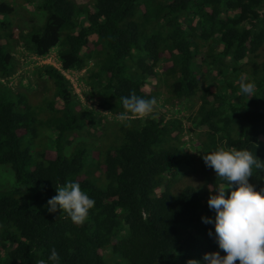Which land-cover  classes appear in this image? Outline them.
Instances as JSON below:
<instances>
[{"label": "trees", "instance_id": "obj_1", "mask_svg": "<svg viewBox=\"0 0 264 264\" xmlns=\"http://www.w3.org/2000/svg\"><path fill=\"white\" fill-rule=\"evenodd\" d=\"M133 90L158 104L121 121ZM51 139L55 151L34 158L28 145ZM220 145L264 161V0H0V169L15 179L0 188V264H36L52 248L60 264L225 255L202 219L215 218L217 184L203 155ZM90 151L107 186L78 181L95 200L84 224L39 209Z\"/></svg>", "mask_w": 264, "mask_h": 264}, {"label": "clouds", "instance_id": "obj_2", "mask_svg": "<svg viewBox=\"0 0 264 264\" xmlns=\"http://www.w3.org/2000/svg\"><path fill=\"white\" fill-rule=\"evenodd\" d=\"M68 78L74 79L69 75ZM238 84L241 95L254 96L256 86L253 82L241 75ZM77 91L80 92L78 88ZM121 102L124 112L118 114V119L125 121L133 117H147L154 111L158 99L138 96L133 90L130 95L121 97ZM203 160L215 171L217 184L209 185V191L213 194L208 200L215 218L202 219L206 224L214 223L219 248L225 253H206L204 260L207 264H264V190L258 191L250 183L253 175L264 172V161L247 149L226 145L217 146L204 154ZM55 187L57 195L48 200V211L66 213L72 223L83 225L90 210L95 207V200L78 181L69 180ZM209 235H212L211 231ZM49 261L60 264V256L55 248L51 249L47 260L38 259L36 264H49ZM188 264L200 262L192 259Z\"/></svg>", "mask_w": 264, "mask_h": 264}, {"label": "rangeland", "instance_id": "obj_3", "mask_svg": "<svg viewBox=\"0 0 264 264\" xmlns=\"http://www.w3.org/2000/svg\"><path fill=\"white\" fill-rule=\"evenodd\" d=\"M30 12H32V11H30ZM45 62L48 63V64H54L53 60H46ZM45 62H43V63H45ZM17 79H19V78H17ZM22 83L27 85V83H28L27 79H22ZM106 128H108V127H106ZM51 138H52V136H51ZM51 143H52V139H51V141L47 140V142L45 140H43L41 143H35V144H32V145H28V148L31 151V153L34 156V158H36V154L37 153L46 152V151H53L54 150V146ZM67 147L68 146H65V148H67ZM69 147L71 149V146H69ZM87 150H104V149H102L100 147H88ZM76 151L77 150L75 149V152ZM72 152H73V150H72ZM97 154H98L97 151H95V152L94 151H90L89 156L86 157L85 160H84L83 170L76 177V181H87L88 183L95 184L96 186L104 189L107 186V181H106V177H105V174H104V171H103V167L99 166V164H97L98 161H96V158H97V160H99ZM103 159H104V157H103ZM6 169L8 171L7 172L8 174L4 173L0 169V188H2L3 185H5V183H6V181L8 179L10 180L8 182V186L11 187V186L15 185V179L13 178V175L11 173L10 167H8ZM6 177H7V179H6ZM48 200H45L44 202H41L40 205L38 206L39 209H43V210H47L48 211V208H47Z\"/></svg>", "mask_w": 264, "mask_h": 264}, {"label": "built area", "instance_id": "obj_4", "mask_svg": "<svg viewBox=\"0 0 264 264\" xmlns=\"http://www.w3.org/2000/svg\"><path fill=\"white\" fill-rule=\"evenodd\" d=\"M50 60V59H49ZM45 62V61H44ZM46 63V62H45ZM75 79H72V81L74 82Z\"/></svg>", "mask_w": 264, "mask_h": 264}]
</instances>
